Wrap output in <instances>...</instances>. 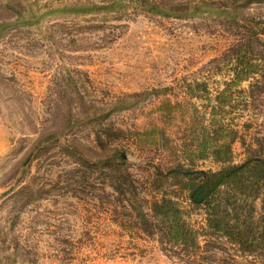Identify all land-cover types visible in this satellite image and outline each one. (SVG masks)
<instances>
[{"label": "rangeland", "instance_id": "1", "mask_svg": "<svg viewBox=\"0 0 264 264\" xmlns=\"http://www.w3.org/2000/svg\"><path fill=\"white\" fill-rule=\"evenodd\" d=\"M49 1L0 0V264H185L140 229L136 208L150 213L167 194L201 228L187 179L168 171H217L264 146V93L252 94L264 63L238 80L224 58L239 38L219 17L233 0H196L216 7L186 16L130 9L71 33L62 19H20ZM157 1L186 14L190 0ZM239 2L264 21V0ZM153 127L154 140L139 139ZM224 143L231 161L213 154ZM119 162L125 195L113 185ZM218 252L264 264V252Z\"/></svg>", "mask_w": 264, "mask_h": 264}, {"label": "trees", "instance_id": "2", "mask_svg": "<svg viewBox=\"0 0 264 264\" xmlns=\"http://www.w3.org/2000/svg\"><path fill=\"white\" fill-rule=\"evenodd\" d=\"M187 5L185 14L176 5L157 0H50L46 3V12L39 16L41 8L37 2L31 4V12L23 10V14L19 12V15L20 19L25 18V14L31 15L36 20L34 24L45 15L46 18L62 19L57 21L58 28L71 33L72 28L84 31L105 27V22L121 20L129 15L130 9L154 15L186 16L216 7L206 1L199 3L196 0L188 1ZM223 7L219 15L224 19L222 23L231 29V33L239 36L224 58L226 61L234 60L241 67L236 77L242 80L257 72L260 63L256 62L264 63V21L245 16V5L240 4L239 0L229 1ZM80 20L85 24H79ZM262 78L264 80V72ZM260 85L258 81L257 89L252 94L264 93V86ZM156 131V127H153L139 133L138 137L143 142L154 140ZM259 145V148H252L243 163L229 164L217 171L192 170L181 165L168 171L167 175L187 179L191 205L205 213L204 226L195 228L187 220V212L165 194L151 202L150 213L137 206L142 225L140 229L148 236L157 237L162 250L185 264H256L254 261L240 263L229 256L219 257L218 251L226 250L231 245L242 256L264 252V146ZM201 146L203 151L207 149L205 143ZM72 154L76 155L75 152ZM213 154L219 161H231V143L215 145ZM124 172V164L119 162L113 185L122 195H125L126 188L132 186L130 177H126ZM257 199H261L260 210L256 207ZM201 237H206L203 244Z\"/></svg>", "mask_w": 264, "mask_h": 264}]
</instances>
